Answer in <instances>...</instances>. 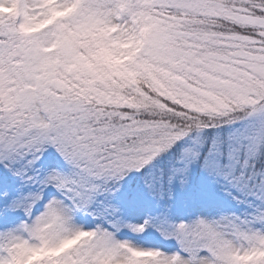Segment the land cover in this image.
<instances>
[{"label":"snow or ice","instance_id":"6c2138e0","mask_svg":"<svg viewBox=\"0 0 264 264\" xmlns=\"http://www.w3.org/2000/svg\"><path fill=\"white\" fill-rule=\"evenodd\" d=\"M0 264H264V0H0Z\"/></svg>","mask_w":264,"mask_h":264}]
</instances>
